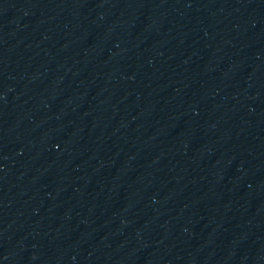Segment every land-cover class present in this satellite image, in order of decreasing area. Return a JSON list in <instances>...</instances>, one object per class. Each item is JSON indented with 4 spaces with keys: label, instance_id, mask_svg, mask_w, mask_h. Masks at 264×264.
<instances>
[{
    "label": "water",
    "instance_id": "95a60500",
    "mask_svg": "<svg viewBox=\"0 0 264 264\" xmlns=\"http://www.w3.org/2000/svg\"><path fill=\"white\" fill-rule=\"evenodd\" d=\"M215 60L264 195V0H200Z\"/></svg>",
    "mask_w": 264,
    "mask_h": 264
}]
</instances>
